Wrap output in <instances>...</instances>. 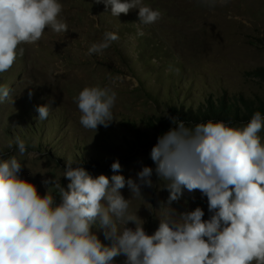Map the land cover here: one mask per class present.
<instances>
[{"label":"rangeland","instance_id":"obj_1","mask_svg":"<svg viewBox=\"0 0 264 264\" xmlns=\"http://www.w3.org/2000/svg\"><path fill=\"white\" fill-rule=\"evenodd\" d=\"M59 2L63 10L58 19L69 31L58 35L46 28L36 44L20 45L24 55L0 74V85L10 89L0 104V159L16 155L24 165L21 177L41 194L48 190L53 195L58 194L57 184L66 188L69 182L63 177L69 160L73 166L83 165L93 177L121 174L135 180L142 167L149 166L153 186L142 187V196H132L127 186L121 190L130 199V211L144 221L146 233L155 232L166 208L179 214L200 206L208 219L207 198L199 191L183 190L179 200L168 204V182L157 177L150 152L157 137L173 126L171 117H179V110L192 117L185 122L189 127L211 120L198 114L210 106L238 111L239 118L226 122L234 126L246 125L256 111L264 115V0H227L220 24L197 19L198 38L178 30L185 17L177 14L185 8L178 7L177 0H142L162 14L148 26L139 23L138 9L115 17L110 6L106 9L97 0ZM216 3L221 5L220 0ZM189 20L187 24L193 25ZM105 31L117 33L119 39L102 54L88 55V48L101 42ZM53 64L54 73L63 70L70 77L55 96L32 85V72L41 73L40 67ZM91 86L117 93L115 120L107 128L98 126L96 132L79 123L81 113L74 100ZM45 104L51 110L40 121L36 106ZM258 135L264 143V129ZM16 136L26 141L31 156L18 155ZM117 158L121 170L113 173L111 164ZM44 179H55L56 184L46 189ZM56 200L60 202L58 195ZM92 230L103 243H110L102 229ZM125 259L117 257L115 264H124Z\"/></svg>","mask_w":264,"mask_h":264},{"label":"clouds","instance_id":"obj_2","mask_svg":"<svg viewBox=\"0 0 264 264\" xmlns=\"http://www.w3.org/2000/svg\"><path fill=\"white\" fill-rule=\"evenodd\" d=\"M97 2L110 6L115 17L138 9L145 26L162 18L142 0ZM209 4L214 7L216 0ZM62 10L59 0H0V74L24 55L19 46L36 44L46 28L58 35L69 31L58 19ZM118 39L117 33L105 31L87 54H102ZM9 94L0 85V104ZM116 98L109 88L84 87L74 97L82 127L95 132L98 126L107 128L115 120ZM50 110V104L36 106L37 119L46 120ZM171 121L173 126L157 137L150 152L155 173L168 182V204L179 200L183 190L206 197L208 219L200 206L179 214L166 208L158 228L148 234L121 190L127 186L132 196H142V187L153 186L152 167L143 166L135 180L121 174L93 177L69 160L63 174L66 188L57 184L58 194H41L21 177L24 165L13 155L0 159V264H115L120 256L126 257L124 264H264V143L258 135L264 115L254 112L244 126L208 120L189 127L179 117ZM14 142L19 156L32 155L21 137ZM111 170L120 172L118 158ZM42 183L48 189L56 180ZM93 227L102 229L110 243H103Z\"/></svg>","mask_w":264,"mask_h":264},{"label":"bare ground","instance_id":"obj_3","mask_svg":"<svg viewBox=\"0 0 264 264\" xmlns=\"http://www.w3.org/2000/svg\"><path fill=\"white\" fill-rule=\"evenodd\" d=\"M177 4L178 7L185 8L182 13L177 14V16H182L184 14L185 17V19H182L184 22L178 27V30H185L186 34L194 36L195 38H198L197 19H203V23L211 22L212 24L214 22L220 24V21H223V18L220 17L223 15L222 13H224L223 10L225 4L221 2V5L217 3L215 4V9L214 7L211 8L212 6H210L209 0H177ZM189 19L192 20L191 22L193 25L187 24V22L190 21ZM174 31L176 30L174 29ZM54 67V64L47 65L44 68H39L38 71L41 73L32 72L35 81L32 85L36 88H46L48 93L55 96L56 92L70 79V77L68 76L67 71L62 70L58 74L54 73Z\"/></svg>","mask_w":264,"mask_h":264},{"label":"trees","instance_id":"obj_4","mask_svg":"<svg viewBox=\"0 0 264 264\" xmlns=\"http://www.w3.org/2000/svg\"><path fill=\"white\" fill-rule=\"evenodd\" d=\"M167 103H168V105H172L171 103L174 104V101H169ZM199 109H200V107H199ZM189 110L191 111V106L189 107ZM178 113H179V115H178ZM198 114H201L204 119H211L214 121L222 120L225 122H229V121L235 120V118H239L238 111H233L232 113H227V112H224L222 109L213 108V106H210L208 108L206 107V110H202ZM177 115L184 122H190L191 120H193L192 117L187 118V116H185L184 111H182V110L177 111Z\"/></svg>","mask_w":264,"mask_h":264}]
</instances>
